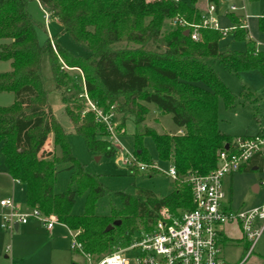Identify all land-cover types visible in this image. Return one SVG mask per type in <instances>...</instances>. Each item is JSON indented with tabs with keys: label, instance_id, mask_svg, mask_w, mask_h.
I'll return each mask as SVG.
<instances>
[{
	"label": "trees",
	"instance_id": "obj_1",
	"mask_svg": "<svg viewBox=\"0 0 264 264\" xmlns=\"http://www.w3.org/2000/svg\"><path fill=\"white\" fill-rule=\"evenodd\" d=\"M30 1L34 0H0V40L4 41L0 61L11 64L10 71L0 73V94L15 95L11 106L0 107V158H4L9 176L26 187L28 208L53 212L70 231L81 232L78 241L86 253L102 257L131 242L136 220L147 230L164 211L194 208L186 179L214 171L219 153L231 150L234 141L219 129L218 99L223 98L230 107L236 97L213 63L221 62L236 73L256 70L264 75V50L249 40L248 30L241 28L242 16L235 13L228 18L238 28L228 36L235 42L246 41L244 51L232 50L229 45L222 48L225 36L214 29H201L202 40L198 42L185 36L186 29L177 24L164 33L168 20L202 23V14L195 7L197 0H35L50 18L58 20L62 34H69L84 48L87 56L83 57L70 53L56 38L39 42L37 22L28 11ZM208 3L217 9L220 0ZM259 27L264 31V16ZM45 56L65 111L87 150L107 158L117 154L106 125L89 106L86 108L89 100L105 116L121 115L115 127L118 134L124 133L127 120L135 123L134 154L150 165L155 162L144 141L152 138L158 162L176 168L179 180L171 193L158 197L141 188L135 195L117 192L122 209L112 208L109 216L96 215V202L108 190L74 155L53 113L42 76ZM70 71L80 72L84 82L83 100L74 106L67 100L69 91L64 90ZM150 104L161 114L172 115L181 133L159 134L148 127ZM51 135L57 154H42ZM255 167L263 172V161L258 164L254 159L239 172L254 171ZM62 170L71 172L68 187L49 202ZM84 195L85 213L73 215L76 198ZM116 221L121 224L107 231ZM246 245L247 254L249 243Z\"/></svg>",
	"mask_w": 264,
	"mask_h": 264
},
{
	"label": "rangeland",
	"instance_id": "obj_2",
	"mask_svg": "<svg viewBox=\"0 0 264 264\" xmlns=\"http://www.w3.org/2000/svg\"><path fill=\"white\" fill-rule=\"evenodd\" d=\"M182 1L190 3L191 0ZM221 3H224V0H221ZM233 4L237 8L236 14L242 15L247 19L249 34L253 39L251 41L255 42L258 50H264V31L259 27L260 19L264 16V0H235L232 4H226L224 7L228 11H231L230 8ZM28 11L37 22V35L41 44L46 43L48 39L56 38L60 45L70 53L83 57L87 56L84 48L77 45L69 34H62V28L57 19L49 18V16L47 17L48 19L45 17L48 14L40 7L37 1L34 0L28 3ZM221 25L224 26L223 22H221ZM174 26V20L166 21L164 33H167ZM230 26L237 27L232 24ZM2 43L4 41L0 40V45ZM220 46L222 48L228 46L232 50L244 51L246 49V41L235 42L231 36H227L220 42ZM213 65L223 83L236 97L235 102L230 107L226 105L223 98L218 99L220 131L224 135L234 138L244 136L255 137L261 133L264 134V75L256 70L236 73L221 62H215ZM10 70V62L0 61V73ZM42 76L45 80V87L49 92V101L53 113L65 130L74 155L86 166L91 174L99 176L100 182L108 190L106 195L96 202V215L109 216L111 215L112 208L122 209V202L116 196L117 192L135 195L138 189L141 188L154 192L158 197H164L173 191L176 187L174 181L164 174L168 171L170 164L166 165L158 162L157 151L152 138L147 137L144 144L161 171H133L124 164L126 157L125 150L131 154L134 153L133 135L136 126L132 120L126 121L122 135L116 131L121 145L114 144L117 150V154L114 157L107 158L101 154L91 153L87 150L83 138L74 131L73 123L65 111L63 96L55 87L47 56L43 58L42 62ZM64 90L66 92L69 91V94L67 93V100L71 102V105L74 106L77 101L81 102L83 100L84 82L80 72L70 71L69 82ZM14 102L15 95L13 93L0 94V107L11 106ZM88 106L87 100V109ZM148 107L150 108V114L146 121L148 127L153 128L159 134H180L173 122L172 115L161 114L154 105L150 104ZM112 117L116 127L121 122V115L113 114ZM51 138V152L57 154L53 144V135H51ZM140 161L145 162L142 158ZM4 170H6V165L4 158L1 156L0 202L1 199L7 200L6 198L10 197L9 199L20 207L21 212H30L31 209L27 207L24 189L22 190L19 183L14 188L10 179L1 175ZM70 177V171H60L53 192L56 194L65 192ZM182 184H177V186L180 188ZM224 192L226 194L225 206H229L233 213H246L259 208L264 204V172H238L233 174L232 178L226 177ZM86 200L87 195L76 198V204L72 210L73 215L82 216L85 213ZM7 213L0 206V264H84V259L71 250L73 237L68 229L57 227L61 231V239L54 242L50 239V237L53 239L54 237L52 235L47 237L46 234L48 232L42 225L43 231L39 236V240H31L23 233L24 227L12 232L2 228L4 215ZM135 222L137 227L134 233L139 232L141 229L143 230L140 220H136ZM226 233L234 238L240 237L239 231L227 230ZM244 245L243 243L235 242L227 243L224 247L226 261L230 263L229 261L232 262L237 258L243 257L248 247ZM245 264H264V234L253 253L246 259Z\"/></svg>",
	"mask_w": 264,
	"mask_h": 264
},
{
	"label": "built area",
	"instance_id": "obj_3",
	"mask_svg": "<svg viewBox=\"0 0 264 264\" xmlns=\"http://www.w3.org/2000/svg\"><path fill=\"white\" fill-rule=\"evenodd\" d=\"M169 1L179 3L181 0ZM236 11V6H232L231 13ZM246 20H241V28L248 29ZM175 24L185 28L197 42L202 40L201 29H214L227 37L238 28L221 25L214 5H209L208 11L202 16V23H189L182 18L176 19ZM88 104L96 113L97 120L106 125L108 137L113 144L121 145L112 115L105 116L89 100ZM125 154L124 164L131 170L161 171L157 163L150 165L141 162L134 153L126 150ZM256 157L263 161L264 172V134L234 138L231 150L219 153L218 166L214 171L205 176L192 174L186 179L192 192V210L162 212L149 229L134 233L131 242L115 247L102 257L86 253L78 241L81 232L69 230L73 237L71 250L84 259V264H230L223 259L221 230L228 224L236 223L240 226L244 239L250 244L245 260L239 263L244 264L264 234V204L246 213L231 212L229 206H225L224 180L238 173ZM164 174L174 182L179 180L174 166H170ZM0 205L8 212L4 215L2 224V228L7 231L12 232L16 225H26L31 221L42 224L48 230L61 224L50 211L43 212L34 208L23 213L10 199L2 200Z\"/></svg>",
	"mask_w": 264,
	"mask_h": 264
},
{
	"label": "crops",
	"instance_id": "obj_4",
	"mask_svg": "<svg viewBox=\"0 0 264 264\" xmlns=\"http://www.w3.org/2000/svg\"><path fill=\"white\" fill-rule=\"evenodd\" d=\"M235 0H233V1H225L224 0V3H221V0H220V3L221 4H219V7L216 9L217 10V17H218V19H219V21L220 22H223V24H224V26H226V27H229L230 25H231V22H230V20H229V18H228V14H230L231 13V11H228L227 10V8L226 7H224V5L226 6V4H232L233 2H234ZM222 4H224V5H222ZM209 3H208V0H199L198 1V3L195 5V7L201 12V14H202V16L208 11V8H209ZM232 6H235L234 4L232 5ZM231 6V7H232ZM230 10H231V8H230ZM235 14H236V12H235ZM238 15V14H237ZM239 16H242V15H239ZM242 19L243 20H245V18L242 16ZM241 19V20H242ZM247 21V20H246ZM47 22V21H46ZM248 25V24H247ZM248 28H249V26H248ZM248 30V32H249V29H247ZM249 40H253L252 38H251V36H250V34H249ZM262 134V133H261ZM260 135V134H259ZM52 138H51V136H49V139H48V141H47V144L45 145V147H44V149H43V151H42V154H45V153H48V151L49 152H51V150H52V144H50V143H52V140H51ZM49 144V145H48ZM47 147V148H46ZM45 149H48V150H45ZM254 159H258V164H260L261 163V159L260 158H254ZM254 159H252V161L254 160ZM251 161V162H252ZM250 162V163H251ZM250 163L247 165L248 167H249V165H250ZM162 164H166V165H168V163H162ZM246 166V167H247ZM257 169H258V167H255L254 168V171H257ZM1 175H3L4 177H7L8 179H10V181H11V183H12V185H13V187L15 188V185L16 184H20L21 185V188H22V190L24 189V191H25V194H26V187L22 184V183H20V182H18V181H14L10 176H9V174H8V172H7V168H6V170H4L3 172H2V174ZM232 176L233 175H231V176H228V177H231L232 178ZM225 181V180H224ZM55 194V192H53L50 196H49V202L52 200V197H53V195ZM25 197H26V195H25ZM10 197H7L6 199H9ZM3 199H1V201H2ZM1 206V205H0ZM2 207V206H1ZM3 208V207H2ZM3 210L4 211H7L6 209H4L3 208ZM42 224H40V223H38V222H34V221H32V222H29L28 224H26V225H19V227L16 229L15 228V230L14 231H18V230H20V228L21 227H24L23 229V233L24 234H26L31 240H35V241H37V240H39V236H40V234L42 233V231H43V229H42ZM57 227H61V229L62 228H64V229H68L66 226H64V225H62V224H60V225H56L52 230H48L47 228H45L46 229V231L48 232V234H46L47 235V237H49L50 235H52L53 237H54V239L53 238H51L50 237V239H52L54 242L55 241H58V240H60L61 239V231L60 230H58L57 229ZM69 230V229H68ZM227 230H235V231H239L240 232V237H238V238H234L233 236H230L229 234H227L226 232H227ZM230 242H235V243H243V245L246 247V244L248 243L245 239H244V237H243V234H242V231H241V228H240V226L238 225V224H236V223H231V224H228V225H226V226H224L223 228H222V230H221V245H222V248H223V259L226 261L227 259H226V254H225V252H224V247L226 246V244L227 243H230ZM246 256H247V254L245 253L244 254V256L243 257H240V258H237L235 261H229L230 263H235V264H239V263H241V262H243L244 260H245V258H246ZM227 263H228V261H226ZM245 264V263H244Z\"/></svg>",
	"mask_w": 264,
	"mask_h": 264
},
{
	"label": "water",
	"instance_id": "obj_5",
	"mask_svg": "<svg viewBox=\"0 0 264 264\" xmlns=\"http://www.w3.org/2000/svg\"><path fill=\"white\" fill-rule=\"evenodd\" d=\"M225 1H233V0H225ZM184 35L185 36H189V32L188 31H185L184 32ZM226 149H228V146H226ZM121 224V222L120 221H116L115 223H114V225L113 226H109L108 228H107V231H110L114 226H119ZM19 227V225H16V229Z\"/></svg>",
	"mask_w": 264,
	"mask_h": 264
}]
</instances>
